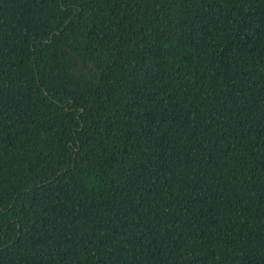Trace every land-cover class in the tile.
<instances>
[{"label":"trees","instance_id":"1","mask_svg":"<svg viewBox=\"0 0 264 264\" xmlns=\"http://www.w3.org/2000/svg\"><path fill=\"white\" fill-rule=\"evenodd\" d=\"M0 264H264V0H0Z\"/></svg>","mask_w":264,"mask_h":264}]
</instances>
